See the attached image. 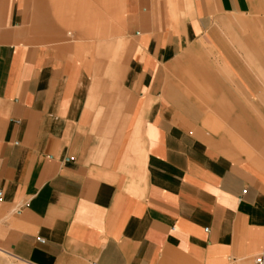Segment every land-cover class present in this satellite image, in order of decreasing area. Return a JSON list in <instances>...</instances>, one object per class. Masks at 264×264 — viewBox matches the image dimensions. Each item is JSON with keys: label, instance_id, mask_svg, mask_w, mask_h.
Here are the masks:
<instances>
[{"label": "crops", "instance_id": "crops-1", "mask_svg": "<svg viewBox=\"0 0 264 264\" xmlns=\"http://www.w3.org/2000/svg\"><path fill=\"white\" fill-rule=\"evenodd\" d=\"M255 3L0 0V248L27 264H253L264 135L234 121L264 109L225 87L199 102L179 72L218 51L216 18ZM122 34L130 53L112 78L62 41ZM219 61L233 72L209 59L215 82Z\"/></svg>", "mask_w": 264, "mask_h": 264}, {"label": "rangeland", "instance_id": "rangeland-1", "mask_svg": "<svg viewBox=\"0 0 264 264\" xmlns=\"http://www.w3.org/2000/svg\"><path fill=\"white\" fill-rule=\"evenodd\" d=\"M255 23L258 28L253 26ZM211 34L217 39L218 51L213 53V48L206 45L203 55L193 58V66L180 70L179 85L189 96L196 97L199 102H210V97L214 98L217 93L221 92L219 88L225 87L226 91L233 92L246 106L251 108L260 106L264 109V0H256L255 8L249 15H224L216 18ZM78 38L66 35L63 36L62 41L71 44L82 43L88 47L82 52V55L93 61L91 73L94 75L99 73L97 64L100 62L105 63V76L107 78L115 77L119 66L128 59L132 43L130 35L122 34L115 37L86 35ZM100 43L103 45L99 46ZM221 57L232 61L233 72L226 64L223 66L222 61H219L216 69L218 81L215 82L213 79H209L210 72L204 65L211 58L219 60ZM122 69H124V65H122ZM212 118L223 124L224 127L230 121L232 122V116L229 114H216ZM247 121L259 128L264 135V115L235 116L234 122L246 123ZM262 141L264 142V137ZM231 149L235 153H242L243 147ZM247 149L256 154L257 148L247 147ZM0 264L27 263L17 260L0 248Z\"/></svg>", "mask_w": 264, "mask_h": 264}, {"label": "built area", "instance_id": "built-area-1", "mask_svg": "<svg viewBox=\"0 0 264 264\" xmlns=\"http://www.w3.org/2000/svg\"><path fill=\"white\" fill-rule=\"evenodd\" d=\"M2 196H3V194L0 193V201L2 200ZM254 263L255 264H264V250L255 257Z\"/></svg>", "mask_w": 264, "mask_h": 264}]
</instances>
